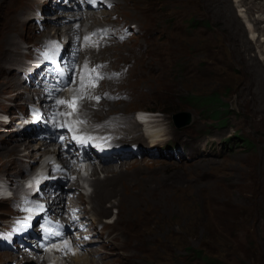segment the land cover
<instances>
[{
    "label": "rangeland",
    "instance_id": "374dc122",
    "mask_svg": "<svg viewBox=\"0 0 264 264\" xmlns=\"http://www.w3.org/2000/svg\"><path fill=\"white\" fill-rule=\"evenodd\" d=\"M109 1L113 5L111 10L80 11L82 19L86 14L93 16L86 20L89 30L74 37L76 42L79 44L85 34L100 29L96 26L99 22L101 28L109 26L113 29L124 22V25L136 26V30L125 34L124 37L128 35L126 43L106 38V45L92 48L98 52L76 55L75 67L78 62L86 65L100 63L112 76H107L109 78L106 77L95 89L103 98L100 103L92 102L87 91V96L79 101L78 111L71 116H63L76 123L83 120L84 109L87 108L95 118L88 116L84 119L86 123L77 124L88 128L97 126L100 123L97 121L109 115L114 118L123 115L125 122H134L135 110L146 109L151 118L160 119L161 130L168 132L164 137L167 140L155 147L180 144L185 148L182 155L175 157L173 154H150L130 160L133 164L126 167L135 166L137 170L130 171L126 178L116 182L117 188L123 189V183L127 185L124 203L130 213L127 218L120 217L118 209L111 203H105L104 208L109 214L104 218L98 215L100 218L95 220L93 212H90L92 220L88 221L101 220L103 225L108 224L104 232H109L111 237L107 243L110 245L91 244L87 254L94 255L99 264H206L192 259V251L195 250L209 260H216L213 264H264V61L260 58V51L264 50V17H259L264 15V0ZM27 2L37 0H0V114L14 112L21 99L32 97L27 84L21 81L19 84L16 79L17 70L26 66L28 58V49L22 42L39 43L53 26H61L65 30L68 24L73 23L71 14L75 11L69 8L77 1L52 10L55 16L46 21L47 29L42 35L31 23V14L25 8ZM53 7L56 5L51 3L48 10ZM15 8H19L23 18L26 16L27 19L25 25L14 29ZM104 12L107 14L101 18L100 13ZM59 15H64V18H58L60 23L55 21ZM7 31H10V45L18 48V56H8L7 48L3 49ZM122 35L120 33L119 37ZM51 37L62 41V38L54 36L53 31ZM73 44L68 43L66 50L71 46L76 48ZM2 50L7 54L4 59ZM7 56L12 62L7 61ZM14 83V87L10 86ZM72 85L69 83L68 89ZM77 85L74 84L73 88L80 95ZM68 89L66 93H57L58 100H72L74 95ZM109 93L113 96L110 97ZM61 95H65L64 98ZM115 97L120 100L115 101ZM209 97L217 101L209 111L217 118L207 117L209 114L203 107L191 104L192 98L207 100ZM57 101L52 99L50 102L56 105ZM114 104L122 105L123 109L121 107L120 111L116 109L118 113H113L110 109ZM70 111L67 105H63L59 113ZM185 113L190 114V125L177 128L172 116ZM52 114L55 115L54 112ZM43 115L46 117L45 113ZM60 118L58 120L62 121ZM0 120L4 118L0 117ZM128 123L119 127L124 128ZM136 125L140 132L135 136L139 137L127 141L124 135L122 145L147 146L140 140L143 128L138 123ZM0 129L4 131L0 132V162H5L0 165V176L15 173L33 175V171L42 166V161L37 163L33 159L37 155L26 156L22 151L24 144L30 149L37 145L30 144V141H35L31 133H11L12 128L6 129L2 123ZM6 145L12 150H6ZM13 145L19 147L18 153L13 152ZM55 147L57 144L53 143L49 146L50 150ZM138 164L148 165L141 169ZM44 170H48L47 179L52 177L57 185L54 186L55 192L53 189L45 191V196L50 194L46 202L57 198L55 204L59 202L64 206L61 216L65 217L69 209L66 202L72 194L70 177L67 179L63 170L56 169V175L49 172V167ZM88 174L86 171V178H92ZM38 178L35 176L33 180ZM19 180L20 177H14L13 183ZM79 185L84 187L85 190L79 188L84 195L93 190L81 181ZM74 195L73 202L79 193ZM75 204L88 209L91 205L86 200ZM16 208L10 200L0 203V226L4 222L9 225L10 220L16 219L12 217L19 213ZM93 210L97 211L94 207ZM224 215L236 217L227 220ZM75 234L71 236L73 240ZM100 237L101 241L105 238L104 235ZM65 238L71 248H78L70 238ZM65 240L57 242L63 244ZM78 249L80 253L85 251ZM24 251H0V264H43L46 252Z\"/></svg>",
    "mask_w": 264,
    "mask_h": 264
},
{
    "label": "bare ground",
    "instance_id": "6f19581e",
    "mask_svg": "<svg viewBox=\"0 0 264 264\" xmlns=\"http://www.w3.org/2000/svg\"><path fill=\"white\" fill-rule=\"evenodd\" d=\"M67 1L72 2L73 0H67ZM74 1H77V2H75L69 8L70 10L75 11V12H73L71 14L72 15L71 18H73V23L68 24L67 28L66 29L64 28L65 30H63L61 26H53L52 28H50V29H52L54 36H58V37L62 38L63 41H61V45L63 46V49L66 50V45L68 43H70V42H73L74 43L73 45H75L76 48H74V46H71L70 49L69 50L67 49L66 52H65V53H68V52L69 53H72L71 62L73 64V66H74V64H76V63H74V61H76V55L83 54L82 56H86L88 54H91V53L93 54L94 52H98V51L92 50L88 46H86L85 49L83 48L84 49L83 52H80V48L81 47L79 48L78 45H76L77 42L74 39V37L75 36L77 37V35L80 32H84L86 30H89L88 27L85 25L86 24V20H88L90 18L89 16L92 17L93 15L86 14L85 15V18L82 19L81 13H80V11L82 10L81 5H80V1L79 0H74ZM107 1H109V0H107ZM236 1L237 2H240L241 0H236ZM51 3L54 5V2H52V0H50V4ZM55 5H56V7H58L60 5H62V6L64 5L65 6L66 3H64V2L61 1L60 4L57 3ZM56 7H53L52 9L53 10L54 9L56 10L57 9ZM83 8L86 9V10H91V7L90 6H87V5L85 7H83ZM52 9H50V10H52ZM60 9H61V7H60ZM69 13H71V12H69ZM15 14H17V15H15L14 25L13 26L11 25L12 28H14V29L15 28H18V27H21L22 25H25L24 23H25V21L27 19L26 16H25V18H23V13L21 12V10L19 8H15ZM100 14H101V18H103L104 16H106L107 12L106 13L105 12L104 13H100ZM53 16H55V15H52L51 17H53ZM62 16L64 18V15H59L57 17V19H55V21H57V22L60 23V19H58V18H60V17L62 18ZM244 17H243V19H244ZM259 17H261V19H263L264 15L263 14H260ZM31 21H32V16H31ZM77 21L79 22V25L77 24ZM243 21H245V20H243ZM263 22H264V20H263ZM96 26H97V28H101L102 27L101 22L97 23ZM91 32H93V31H90L88 33H91ZM9 33H10V31H7L6 32L5 40H4L5 45L6 44H9V45H7V46L4 45L3 49L4 48L5 49L7 48V51L9 52L8 56H10V55H12V56H18L19 55L18 48H16V47L14 48L12 45H10V41H9V38H8ZM13 33H14V31H13ZM21 33H22V31H21ZM80 41H82V40L80 39ZM263 41H264V39H263ZM6 42H8V43H6ZM81 43L83 44V42H80V44ZM64 44H65V47H64ZM73 48H74V50H73ZM1 53H4V51L1 52ZM5 55H7V54L4 53L2 59H4ZM8 56H7V61L10 62L11 59ZM260 58L264 61V50L260 51ZM11 62H12V60H11ZM13 62H17V61H13ZM130 66H131V64H130ZM130 69H132V68H130ZM107 78H109V77H107ZM74 83L79 85L78 82H74ZM19 84H20V80H19ZM78 85H77V89L79 88ZM10 86L14 87L15 86V83L12 84V85H10ZM67 89H68V85L67 86L65 85L64 87L61 88L60 91L59 90L52 91L51 92V98L53 100H56L57 101L58 100V94L57 93L58 92H65L66 93V92H68ZM68 90H72L73 91V93H72L73 95L77 94L76 93V89L73 88V85ZM85 92L87 93V91H85ZM46 96L47 95H45V97ZM64 96L65 95H61V98H64ZM45 97L43 98V100H46ZM47 105H49V106H48L47 112H45L46 117L48 116V118H50L49 115L51 117L53 116V119H54L53 124H54L55 121L60 118V117H57V115L63 116V115H61L59 113L62 110L63 105L62 104H56L55 105L54 103H51V102L49 104L47 103ZM82 105H83V103L80 106H82ZM124 106H125V104H124ZM111 107H112V110L110 109V111H112L113 113H118V111H116V109H119V111L121 110V107L123 109V106L122 105H117V104H114ZM135 111L138 113V115H140L139 113H146L147 112L146 109H142V108L141 109H136ZM53 112H54L55 115L52 114ZM112 112H110V113H112ZM88 116H90L91 118L92 117L95 118V115L92 114L86 108V109H84V115H83L82 119L83 120L84 119H88L89 118ZM110 117L111 116L109 115L107 118L102 119V120L99 119L100 121H97V122H100L102 125L108 122L106 125H103L102 128L119 127L120 125H125V124L128 123V122H125L124 121V118H126V117L123 116V115L120 116V117H115V118L113 116L111 118ZM112 118H114V119H112ZM60 119H62V121H64V122H70L68 120V118L66 119L65 117L64 118H60ZM92 120H98V119H92ZM62 121L60 120V122H62ZM144 121H146L147 124H140L139 122H137L134 119V122L140 124L141 127L143 128V130H142L143 133L142 134L139 133L140 136H143V135L146 136L148 142H150V146L153 147L157 143L161 142L162 141V138H164L168 132L166 133L164 130H161V127H162V124L161 123L162 122H160V119H154V118H151V116H149V117H145L144 118ZM8 122L10 123L11 120L9 119ZM134 122L129 121L128 126L124 127L122 129V132H123V134L126 137H129L131 134H134V135H131V138L136 139V138L139 137V135H136L135 136V134L137 132H140V131H138L137 125ZM15 123H17V121H15ZM58 125H61V124L51 125V126H53V129L56 131ZM10 130H11L10 131L11 133H16L17 132V131H15L14 128L13 129H10ZM139 130H140V128H139ZM0 132H3V131H1V129H0ZM59 136H61V135H59ZM17 138L18 139H21L22 137H17ZM51 143L57 144V148L55 147V149L50 150L49 146H50ZM30 144H33V145H36L37 144V145L35 147H33V148L30 149L29 145L24 144V145H22V151L24 152L23 154L26 155V156H30L32 154L33 155L34 154L37 155V156H35L33 158L35 162L39 163V162L42 161V164H41L42 166L39 167L37 170H35L36 172L33 171L34 172V174L32 175L33 177L30 180L31 181H35V180H33V178L35 176L40 177V174H42L43 175L42 176V181L39 183V185H42V190H44L43 192H45L46 190H50V189H53L54 191H52V192H55V187L54 186L57 187V185H55L53 183V180L52 179H51L52 181H49V182H51L53 184L44 181L45 178H48L49 177L48 176V170H44V168L46 169L47 167H49V172H52V173L55 174L56 171H57L56 169H58V167H59L58 171L59 170L60 171L63 170L64 174L67 176V177L65 176L67 179H69V177H70V183H71V185L69 186V189H72L71 190L72 191V194H71L69 200L66 202V204L69 205L68 206L69 209L72 208V210H73L75 207H78V205H76L75 203H81L84 200H86V203H88L89 205L91 204V205H90V208L89 209L88 208H84V209L87 210V213H89L90 211L93 212L92 213V216L94 217L95 220H97L98 218H100V217L101 218H104V217H106L109 214V211L107 209H105L104 207L106 205L105 203H111L113 207H115L116 209H118V213H119V216L120 217L125 216L127 218V216L130 213V212L129 213L127 212L126 205L124 203V200L127 199V198H125L126 193L124 191L125 188L127 187V185H126V183H123V189L117 188V186H116L117 183L116 182L119 181L120 179L126 178L125 176H127L129 173H131L130 171L136 169L135 166H133L134 168L133 167H130V168H127L126 167V165L133 164V162H131V161H130V163L117 162L118 165H114V164H109V165L97 164V165H94V164H91L87 168V172L89 173L88 175H90L92 178L87 179L86 178L87 175H86L84 178L79 179L77 177V174H76V176L74 178H71V175H75V173H77V170L72 166V164H70V158H71L70 146L68 144H66V142H62L60 144L59 143H56L54 141V138L51 136L45 142L42 141V140H37L36 142L30 143ZM12 147H13V152H16V153L19 152V147L14 146V145ZM7 148H8V151H11L12 150V149H10L11 147L9 148L8 145H6V150H7ZM35 149L38 151L37 153H33L32 152ZM48 158H51V159H48ZM55 161L57 162L56 165L54 164ZM4 164H5V162H2V161L0 162V165L3 166ZM147 165L148 164H143V165L138 164V166H140L141 169L143 167H146ZM7 166H8V164H7ZM65 169L69 170V173H68V171L66 172ZM89 170H90V172H89ZM17 174L18 173L13 174V178H12L13 181H14V177H16ZM31 174H28L27 176H29ZM24 177H25V175H24ZM55 181H57V180H55ZM80 181L82 182V184L85 183V185L86 184L88 185L87 187H89V188L91 187L93 189L92 192H90V194L84 195L82 192L79 191V188H83L84 189L83 186L79 185V182ZM20 185H22V188L24 187L23 184H20ZM2 191L5 192V190H2ZM76 192L79 193V196L77 197V199H74V202H73V198L75 196L74 194ZM67 193H69V192H67ZM32 195H35V192H34V194L32 193ZM49 195H46V197L49 198ZM33 199H36V198H33ZM112 199L114 201H112ZM56 200H57V198H52V199H49V201L46 202L47 211H48L49 214H52V215L61 217L60 215H61V212L63 210L62 208L64 206L62 207V205L59 204V202H58V204H55ZM128 201H130V200H128ZM92 205H93V207L98 212L95 211V210H93ZM95 212L99 213V214H97V217H96V213ZM98 215L100 217H98ZM67 217H68V215H67ZM90 220H92V217L89 219V221ZM100 221H98V222H100ZM107 221H108V219H107ZM94 222H96V221H92L91 224H89L87 227H90L91 225H93ZM68 228L71 230L72 229V226L70 225V226H68ZM76 230H77V232H76V234L74 236V239H76V237H78V236L82 237L83 235L89 233V231L79 232L78 231V227H76ZM104 235H106V240L109 241L110 240V237H111L110 234H109V232H107V231L104 232ZM65 237H68V239L70 238V240L72 241L73 244H75L78 248L80 247V249H82V251L85 250L86 252L84 251V253H80L78 248H71L70 251L67 250V249H63L62 248V244H60L59 242H61L62 239L65 240L66 239ZM59 242L51 243L50 245H48L47 247H45V249L41 250L43 252H46L45 259L43 260L45 263L43 262V264H99L97 262L99 260L96 261L95 258H94L95 257L94 255H91L90 256L87 253L89 252V247L91 246V244L98 243V242H100V244H102L101 240L91 239V241H88V242L84 243L82 240H73L70 237V235H66L63 238H61ZM104 245H107V244H104ZM108 245H110V244H108ZM85 247L87 249H85ZM35 250L38 251L40 249H38L37 246H36L35 247ZM23 252L25 253V251H23ZM97 252L99 254H102V252L99 251V250H97ZM28 253H30V252H28ZM100 258L102 259V255H101Z\"/></svg>",
    "mask_w": 264,
    "mask_h": 264
},
{
    "label": "snow or ice",
    "instance_id": "6c2138e0",
    "mask_svg": "<svg viewBox=\"0 0 264 264\" xmlns=\"http://www.w3.org/2000/svg\"><path fill=\"white\" fill-rule=\"evenodd\" d=\"M89 37H85V40H89ZM46 58L48 57V54L45 53ZM99 67V66H97ZM93 73H95V75H92ZM100 79H103V77L97 73V69L96 68H92V69H87V67H85V71L81 76L80 79V84H79V88H78V92H80V95L74 96L72 98L71 101H66V100H58L57 104H62V105H67L71 111L68 113H61V115H68L71 116L73 115V113H75L76 111H78V105H79V101L85 98V89L88 87H96L97 86V81H99ZM91 99H94L96 101H99L100 97L98 96H94V97H90ZM76 123H86V121L84 120H78L76 121ZM62 127H68L69 131H74V126L73 125H69V124H65V125H61ZM61 139H63V137H61ZM73 139H75L78 143L80 144H84L86 143V138L84 137H79V136H73ZM40 207V206H38ZM25 211L28 212H32L33 209L32 208H27L25 209ZM27 222L25 221L23 224H21V228H23L25 226ZM20 229H17V231H19ZM45 232H48V229L45 228ZM58 234V233H57ZM62 248L63 249H67V250H71V245L70 242L65 240L63 241L62 244Z\"/></svg>",
    "mask_w": 264,
    "mask_h": 264
},
{
    "label": "trees",
    "instance_id": "16d2710c",
    "mask_svg": "<svg viewBox=\"0 0 264 264\" xmlns=\"http://www.w3.org/2000/svg\"><path fill=\"white\" fill-rule=\"evenodd\" d=\"M215 103H217V101H215V99H210V97L207 100L204 99H196V98H192L191 100V104H196L199 107H203L204 111H206L207 114H209V111L211 112L212 107L215 105ZM207 117H213V118H217V115L215 113H210L209 116L207 115ZM228 215H224V219L226 218L227 220L229 219H233V217H236V215L232 216V217H227ZM225 221V220H224ZM232 222V221H230ZM188 251H191V249H188ZM194 252V256L192 259H199L202 260L203 262H205L206 264H213L216 262V260H209V258H207L205 255H203V253L201 254L200 251H195L193 250L192 253Z\"/></svg>",
    "mask_w": 264,
    "mask_h": 264
},
{
    "label": "water",
    "instance_id": "95a60500",
    "mask_svg": "<svg viewBox=\"0 0 264 264\" xmlns=\"http://www.w3.org/2000/svg\"><path fill=\"white\" fill-rule=\"evenodd\" d=\"M172 121H174V124L177 128H182L185 126L190 125L191 120H190V114H181V115H173L172 116Z\"/></svg>",
    "mask_w": 264,
    "mask_h": 264
},
{
    "label": "clouds",
    "instance_id": "9594fccd",
    "mask_svg": "<svg viewBox=\"0 0 264 264\" xmlns=\"http://www.w3.org/2000/svg\"><path fill=\"white\" fill-rule=\"evenodd\" d=\"M136 113V112H135ZM135 113H134V119H135ZM147 113V112H146ZM39 251H41V250H39Z\"/></svg>",
    "mask_w": 264,
    "mask_h": 264
}]
</instances>
